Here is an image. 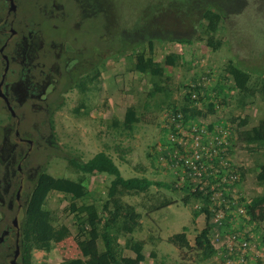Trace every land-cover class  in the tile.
<instances>
[{"label":"rangeland","instance_id":"obj_1","mask_svg":"<svg viewBox=\"0 0 264 264\" xmlns=\"http://www.w3.org/2000/svg\"><path fill=\"white\" fill-rule=\"evenodd\" d=\"M16 3L20 34L28 35L22 43L20 35L18 50L10 52L12 63L16 61L17 64L12 65L13 71L7 75V82L16 79L15 74L20 69L18 64L22 66L29 61L34 62L36 72L48 65L55 66V75L53 81L45 82L48 83L50 107H31L22 94L20 98L15 95L14 103H18L17 99L23 103L15 106L21 116L19 125L0 98V264H10L14 248L11 246L15 242L12 221L17 213L15 195L19 175L13 176L12 172L29 147L16 137L17 127L22 137L35 140L24 165L23 200L29 195L33 178L40 169L55 177L77 179L80 172L70 165L68 158L75 156L88 160L104 150L118 163L125 177L145 175L162 183L160 186L153 184L145 192L123 197L141 214L142 224L134 236L145 241L143 264H225L222 251L217 248L213 257L202 258L195 238L205 226V215L201 213L194 217V211L202 207L200 199L185 189L186 176L181 170L175 171L167 160L162 163L159 145L166 142L168 128L165 124L173 107L187 104L191 110L186 120L223 125L232 132L247 200L264 192V184L256 178L259 165L264 163V146H247L242 140V131L264 118V98L240 102L226 71L228 63L233 61L249 69L254 76L264 75V0H246L243 6L241 1L237 3L242 12L221 22L218 31L213 33L222 41L217 49L208 44L206 26L194 22L191 14L194 0H16ZM38 4L42 11L38 10ZM25 16L30 24L23 23ZM46 18L57 26L49 25ZM61 34L65 36L56 38ZM172 35L187 37L190 41L170 40ZM47 38L51 40L47 42ZM126 39L134 44L128 46L126 52H115L113 58L106 57L99 66L101 73L98 76L96 71L83 74L84 88L75 82L69 86L65 84L69 79L65 74L61 76L63 71L57 64L59 58L63 62L61 56H74L67 61L68 67L65 66V69H71L77 63L97 58L99 50H102L101 56H110V47ZM135 40L139 41L135 43ZM156 42L163 44L155 48ZM135 50H144L161 61L165 74L173 79L174 93L170 100L164 101L161 93L149 96L152 89L150 76L136 71L129 55ZM169 55H179L176 65L166 62ZM54 59H57L56 63ZM3 66L4 61L0 59V70ZM113 71L120 73L118 83L113 79ZM218 84L226 85L227 98L218 96ZM197 85L202 87L199 93L194 88ZM111 100L117 104L115 107L127 104L137 107L140 120L133 131L113 126V120L120 119L117 114L110 118ZM34 102L38 103L36 98ZM210 102L215 107L212 113L209 112ZM112 177L107 173L87 174L85 183L91 194L90 201L99 205L105 201ZM165 200L172 203L155 208ZM71 201V197L63 193H50L46 206L52 211L53 224H67L72 228V235L52 249L34 250L35 264H62L64 259L81 256L75 239L74 214L68 208ZM23 214L24 211L19 212L20 219ZM254 221L253 231L263 245L264 219ZM184 226L188 227V247L169 241V237L183 231ZM8 230L10 239L7 237L4 241L3 236ZM124 242L125 238L121 237L120 243ZM124 252L134 254L129 249ZM255 264H264V257Z\"/></svg>","mask_w":264,"mask_h":264},{"label":"trees","instance_id":"obj_2","mask_svg":"<svg viewBox=\"0 0 264 264\" xmlns=\"http://www.w3.org/2000/svg\"><path fill=\"white\" fill-rule=\"evenodd\" d=\"M240 1L242 6L246 5V0H194V5L191 8L194 22L198 26H206L205 31L209 35L208 44L214 49L219 48L222 41L215 38L213 33L218 31L221 22L228 21L232 15L242 12L243 9L237 6ZM232 3H234V7H231ZM170 40L190 41L187 37L174 35ZM138 41L135 40V43ZM133 44L134 41L126 39L119 45H112L110 56H101L102 50H99L97 58L90 59L87 63H77L71 72H68L69 80L65 84L69 86L75 82L77 86L84 88L83 74L96 71V76H98L101 73L99 66L106 57L113 58L115 52H126L128 46ZM129 55L133 68L150 76L152 89L149 96L161 93L164 101L170 100L174 93L173 79L170 75L165 74L161 61H157L144 50H135ZM178 56L169 55L166 62L176 65L180 58ZM226 71L228 78H231L233 82L231 88L236 91L240 102L255 97L264 98V75L254 76L249 69L243 68L233 61L228 63ZM217 86L218 96L223 95L227 98L226 85L218 84ZM194 88L198 93L202 90L200 85ZM76 110H79V107ZM190 110V106L187 104L173 107V113L181 112L185 117ZM214 110V103L210 102L209 112L212 113ZM139 120L137 107L130 105L122 120H113V126H121L125 130L133 131ZM50 122L54 129L51 116ZM242 140L247 146H264V118L257 125L243 130ZM68 160L70 165L80 172L77 179L55 177L44 169H40L33 178V186L25 202L24 214L20 222V264H35L33 262L34 250L52 249L56 243L72 235V228L67 224L55 225L52 222V211L46 204L53 191L68 195L72 199L68 208L74 214L75 239L81 251V256L64 259L62 264H143L146 259L145 241L134 236V233L141 227V214L135 205L125 202L123 197L127 194L145 192L153 184L160 186L162 183L153 181L147 176L125 177L118 163L104 150L97 152L88 160H80L75 156L69 157ZM96 173H107L113 176L108 187L107 198L100 205L96 201H90L91 194L85 183L87 174ZM256 178L260 184H264V163L259 165ZM185 189H188L196 198L200 199L202 196L199 192H192L188 184ZM81 199L82 201L79 202ZM171 203V201L165 200L155 208H162ZM247 211L252 220L264 219V192L254 196L247 203ZM201 213L205 215V226L197 234L195 244L201 251L202 258L209 259L217 252L211 241V233L216 225L212 221V210L207 205L204 204L199 210L196 209L194 217ZM187 229L188 227L184 226L183 231L171 235L169 241L178 246L188 247L190 241L186 234ZM121 237L125 238L124 244L120 243ZM126 249L131 250L134 254H125Z\"/></svg>","mask_w":264,"mask_h":264},{"label":"built area","instance_id":"obj_3","mask_svg":"<svg viewBox=\"0 0 264 264\" xmlns=\"http://www.w3.org/2000/svg\"><path fill=\"white\" fill-rule=\"evenodd\" d=\"M168 116L167 139L159 145L162 163L167 160L175 171L181 170L191 191L202 195L200 206L212 210L216 226L211 241L222 251L224 263L255 264L264 257V244L257 240L256 222L247 211L232 132L223 125L188 121L181 112Z\"/></svg>","mask_w":264,"mask_h":264},{"label":"flooded vegetation","instance_id":"obj_4","mask_svg":"<svg viewBox=\"0 0 264 264\" xmlns=\"http://www.w3.org/2000/svg\"><path fill=\"white\" fill-rule=\"evenodd\" d=\"M14 2L16 4L15 9L12 7V0H0V43H1L0 44V59H1V61L2 60L4 61V66H3L2 70H0V84H1V90L5 94V96L7 97L8 101L10 103V106L14 108L15 114H12L10 109L8 108L10 113H11V116L16 119L17 125H19V123L21 122L20 121L21 116L18 115V113L16 112L15 106H22L23 103L19 102V101H21V99H17L18 103L15 104L13 98L15 97L16 94H17L16 97L20 98L19 96H20V94H22L23 98L26 101H28V103L30 102L31 107H50L51 103L48 102V99H49L48 98L49 90H47V88H48L47 84L48 83L45 84V82H50L51 79L53 81L54 75H55L54 74L55 73V70H54L55 66L52 68V65H48L46 69H44V68L38 69V71L36 72V70L34 69V62L33 63H30L31 61L26 62V64H22V66H21V64H18L20 69L18 70V73L15 74L16 79L13 78L12 83L7 82V80H6L7 75L12 73V71H13L12 65L17 64L16 61H14L12 63V58H10V56L12 57V54H10V52H12L14 50H18L20 35H22L21 41H20L21 43L24 42L23 40L28 35L24 32L20 34V30H19L18 25H17V23L19 22L18 5L16 3V0H14ZM23 10H24V8H23ZM38 10L42 11V7L40 6V4H38ZM17 17H18V19H17ZM24 18H25V20L23 21V23H25V21H27L29 23L28 18H26V16ZM30 18H31V16H30ZM46 19L49 22V25H51L53 27L57 26V24H55L54 22H51V19H48V18H46ZM54 34L56 35V33H54ZM63 36H65V35L61 34L60 36H56V38H60ZM66 37H68V36H66ZM52 38L54 39V36ZM49 40H51V39L47 38L46 41L48 42ZM64 54H66V53H64ZM72 54H73V52H72ZM61 57L64 58L62 63H61L59 57H58L59 61L57 59H54V62L56 63V60H57L59 70L63 71L61 73V76L63 74H65V76L67 77L68 72H71L73 67L71 69H67V68L65 69V66L68 67V62L70 61L69 59L74 58V56L63 55ZM74 61H75V59H74ZM44 65L45 64H42V66H44ZM65 70H66V72H65ZM4 73H5V76H3ZM3 77H4V80H3ZM60 79H61V77L58 78V81H60ZM0 98L3 99L6 107H10L5 98H3L1 95H0ZM34 98L37 99V101H38L37 104H35ZM49 121H50V118H49ZM15 135L19 140H21L22 142H25L29 145L28 149L25 151V153L23 154V156L19 160L18 164L16 165L15 170H13V172H12L13 176L19 175V184H18V188L16 191V195H15V201L17 203V213L15 214L14 219H15V217L18 218V224H19V229H20L21 219L19 218V212L24 211V205H25V202L27 201V198H25V200L22 199L23 193H24V183L26 180L24 165L26 164V160L28 159V156L30 155L32 149L34 148L35 140L32 138H29V137H22L18 127L16 129ZM21 184H22V189H21V192H19ZM8 185H10V184H8ZM7 189H8V186H7ZM14 219L12 221V227H13L12 231H13V229L15 230V242L11 246V248L14 247L13 253H12V259H13L14 252H15L16 246H17V233H18V227H16L14 225ZM10 233H11L10 230H8L5 233V236H3L4 241L7 239V237L10 239ZM6 234H7V236H6ZM8 247L10 248V245H8ZM12 259H10V264H11ZM17 261L20 264L19 256L17 258Z\"/></svg>","mask_w":264,"mask_h":264},{"label":"water","instance_id":"obj_5","mask_svg":"<svg viewBox=\"0 0 264 264\" xmlns=\"http://www.w3.org/2000/svg\"><path fill=\"white\" fill-rule=\"evenodd\" d=\"M12 7H13L14 9H15V7H16V4H15L14 0H12ZM5 72H6V71H5ZM3 76H5V73H4ZM3 80H4V77H3ZM0 95H1L3 98L6 99L7 103H8L9 106H10V103H9L7 97L5 96V94H4V93L2 92V90H1V84H0ZM8 108L10 109V111H11L12 114H15V111H14V108H13V107L10 106V107H8ZM18 134H19V133H18ZM21 189H22V184H21V187H20V189H19V192H21ZM14 225H15L16 227H18V233H17V246H16V250H15V252H14L13 259L11 260V264H19L18 261H17V258H18V256H19V252H20V229H19V224H18V218H17V217H15V219H14Z\"/></svg>","mask_w":264,"mask_h":264},{"label":"crops","instance_id":"obj_6","mask_svg":"<svg viewBox=\"0 0 264 264\" xmlns=\"http://www.w3.org/2000/svg\"><path fill=\"white\" fill-rule=\"evenodd\" d=\"M159 44L161 45V44H163V43H160V42L158 43V42H156V43L154 44V45H155V48H157V47L159 46ZM113 79H117L116 81H117V83H118V81L121 79V77H120V73H115V72L113 71ZM111 91L114 92V91H115V88H111ZM114 102H115V101L111 100L112 107H110V118L116 116V114H117L118 118H119L120 120H122V119L124 118V115H125V112H126L127 107L130 106L131 104H127L125 107H115V106H117V104L115 105ZM117 112H118V113H117ZM143 176H145V175H143ZM147 177H148V176H147ZM141 224H142V220H141Z\"/></svg>","mask_w":264,"mask_h":264}]
</instances>
